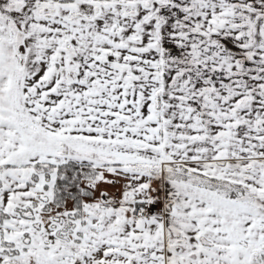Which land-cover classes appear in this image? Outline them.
Here are the masks:
<instances>
[{
  "label": "snow or ice",
  "instance_id": "1",
  "mask_svg": "<svg viewBox=\"0 0 264 264\" xmlns=\"http://www.w3.org/2000/svg\"><path fill=\"white\" fill-rule=\"evenodd\" d=\"M0 264H264V0H0Z\"/></svg>",
  "mask_w": 264,
  "mask_h": 264
}]
</instances>
